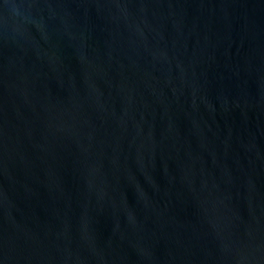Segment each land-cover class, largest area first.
Here are the masks:
<instances>
[{
	"label": "water",
	"instance_id": "obj_1",
	"mask_svg": "<svg viewBox=\"0 0 264 264\" xmlns=\"http://www.w3.org/2000/svg\"><path fill=\"white\" fill-rule=\"evenodd\" d=\"M0 264H264V0H0Z\"/></svg>",
	"mask_w": 264,
	"mask_h": 264
}]
</instances>
